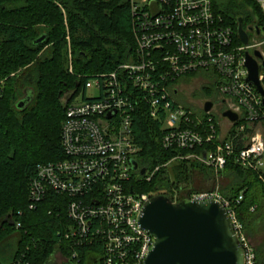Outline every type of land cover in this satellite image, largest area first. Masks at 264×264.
Returning <instances> with one entry per match:
<instances>
[{
    "label": "built area",
    "instance_id": "2783aa9c",
    "mask_svg": "<svg viewBox=\"0 0 264 264\" xmlns=\"http://www.w3.org/2000/svg\"><path fill=\"white\" fill-rule=\"evenodd\" d=\"M129 2L135 56L87 79L82 87L95 89L96 96L67 106L60 140L64 158L37 166L29 183L30 209L50 193L68 198V227L63 236L76 247L99 248V264H145L154 247L155 238L141 226L139 217L145 202L157 194L138 193L130 183L133 171L140 173L143 168L137 160L141 148L134 138L133 120L140 105L161 123L164 148L210 146L205 157L188 153L179 158H197L216 172L230 159L245 169L264 170V137L259 131L246 132L263 122L264 106L260 93L248 81L245 66L246 51L253 54L259 49L264 56V40L258 42L254 36L248 45L240 38L241 44L237 43L235 30L214 8L213 0ZM256 2L264 13V0ZM69 70L73 71L72 64ZM200 72L214 74L217 100L213 101L225 105L220 117L226 109H233L239 113L236 123L215 121L211 113L216 104L206 113L204 102L203 112L198 113L176 99L180 81L197 78ZM259 77L263 82L264 70ZM223 122L230 126L226 132ZM161 166L139 176L150 180ZM166 195L173 202H221L243 244L245 264H255L254 246L237 217L236 204L243 200L242 193L235 201L225 198L217 187L192 192L172 188ZM13 264L30 263L20 257Z\"/></svg>",
    "mask_w": 264,
    "mask_h": 264
},
{
    "label": "trees",
    "instance_id": "16d2710c",
    "mask_svg": "<svg viewBox=\"0 0 264 264\" xmlns=\"http://www.w3.org/2000/svg\"><path fill=\"white\" fill-rule=\"evenodd\" d=\"M213 4L235 30L237 43L241 44L239 18L245 29L257 25L264 30V13L256 0ZM132 24L129 0H0V264H13L20 257L30 264H48L57 251L76 264H99V248L76 247L63 236L68 198L50 193L30 209L29 183L37 166L64 158L60 140L65 111L87 79L135 56ZM202 90L209 95L211 87L204 85ZM133 120L141 148L139 166L152 171L162 165L150 180L133 174L134 191L157 195L172 188L200 191L192 184L195 170L208 180L224 175L229 181L219 184V191L233 201L243 194L236 204L237 217L249 239L262 237L254 246V261L264 264V170L245 169L230 159L216 172L197 158H179L203 155L210 146L164 148L161 123L150 117L145 105ZM257 124L246 132L252 134Z\"/></svg>",
    "mask_w": 264,
    "mask_h": 264
},
{
    "label": "water",
    "instance_id": "95a60500",
    "mask_svg": "<svg viewBox=\"0 0 264 264\" xmlns=\"http://www.w3.org/2000/svg\"><path fill=\"white\" fill-rule=\"evenodd\" d=\"M238 21L237 35L243 44H249L250 33L257 37L261 35L259 26L245 29L243 19L239 18ZM44 38V35L41 36L37 42H42ZM245 66L248 81L260 93L264 106V84L259 77L264 70L262 52L259 49L253 54L246 51ZM28 98L22 99L19 106H24ZM216 102L206 100L204 111L210 112ZM238 119V112L226 109L220 121L236 123ZM132 163L133 168L137 169V160L133 159ZM146 170L145 167L141 168L140 174L144 175ZM139 222L155 238L154 247L145 264H245V250L231 217L225 206L215 199L173 202L167 195L158 194L145 202ZM62 264L76 263L65 260Z\"/></svg>",
    "mask_w": 264,
    "mask_h": 264
},
{
    "label": "rangeland",
    "instance_id": "374dc122",
    "mask_svg": "<svg viewBox=\"0 0 264 264\" xmlns=\"http://www.w3.org/2000/svg\"><path fill=\"white\" fill-rule=\"evenodd\" d=\"M261 34L264 35V30H262ZM250 35L253 39L254 38L253 33H250ZM263 35L261 37H257L256 40L258 42L264 40ZM213 77L214 74L211 72H200L197 75V78L182 79L180 81V92L177 93L176 99L179 101V103H182L185 106H191L196 110H200V112H203L201 108L202 103H204L207 99L217 100V96H216L217 93L215 92L214 89L215 86L213 85ZM204 85H208L211 87V92L209 93V95H206L203 92L202 87ZM85 96L89 98L96 96V90L89 89L85 91L84 88L82 87L75 95L73 101H81L85 98ZM224 108H225L224 104H221L219 101L216 102V110H214L211 113V115L215 118V121L221 118L220 109L223 110ZM223 123L224 124L222 126V130L223 132H226L230 128V126L226 122ZM255 131H259L264 137V122L258 123L255 126ZM133 174L136 176L140 175L139 171L136 170L133 171ZM192 178H193V183H192L193 188L196 190L213 189L215 187L220 188L219 184L224 185L229 181V179L224 175L222 176V174H216L215 179L213 178L214 181L212 179L208 180V178H206V175H204L203 172L198 170H195L193 172ZM260 240H262L261 236L256 238L255 237L250 238V241L253 246L258 245L260 243ZM64 261H65V257L62 254H60L59 251H57L51 256L48 264H62Z\"/></svg>",
    "mask_w": 264,
    "mask_h": 264
},
{
    "label": "crops",
    "instance_id": "0c3cea01",
    "mask_svg": "<svg viewBox=\"0 0 264 264\" xmlns=\"http://www.w3.org/2000/svg\"><path fill=\"white\" fill-rule=\"evenodd\" d=\"M223 124H224V123H222V125H221V126H223ZM223 136H224V135H223Z\"/></svg>",
    "mask_w": 264,
    "mask_h": 264
},
{
    "label": "flooded vegetation",
    "instance_id": "af4514ba",
    "mask_svg": "<svg viewBox=\"0 0 264 264\" xmlns=\"http://www.w3.org/2000/svg\"><path fill=\"white\" fill-rule=\"evenodd\" d=\"M250 37H251V35H250Z\"/></svg>",
    "mask_w": 264,
    "mask_h": 264
}]
</instances>
